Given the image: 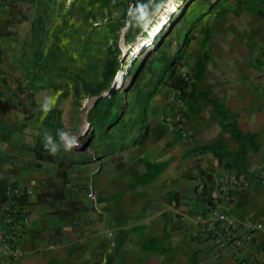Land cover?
I'll return each mask as SVG.
<instances>
[{"label":"crops","instance_id":"1","mask_svg":"<svg viewBox=\"0 0 264 264\" xmlns=\"http://www.w3.org/2000/svg\"><path fill=\"white\" fill-rule=\"evenodd\" d=\"M191 12L123 92L116 138L95 139L88 106L89 147L53 156L35 148L45 134L59 143L54 130L74 133L64 91L27 82V0H0V230L9 185L28 191L30 216L19 259L4 260L0 234V264H264V0H206ZM174 57L187 80L181 105L165 82ZM45 97L55 102L47 114ZM180 111L190 137L173 124ZM71 120L80 137L83 124ZM62 156L71 162L60 167ZM226 174L248 186L225 209L262 226L238 255H213L195 217Z\"/></svg>","mask_w":264,"mask_h":264},{"label":"rangeland","instance_id":"2","mask_svg":"<svg viewBox=\"0 0 264 264\" xmlns=\"http://www.w3.org/2000/svg\"><path fill=\"white\" fill-rule=\"evenodd\" d=\"M170 1L177 10L168 13L166 28L154 40L151 31ZM205 3L206 0H160L158 8L146 17L140 30L135 26L127 31L130 20L123 16V11L125 6L131 11L132 3L109 8L91 0H27V46L21 60L27 82H33L38 76L42 81L35 80L36 87L51 83L63 89L58 102L64 119L68 120L66 127L73 130L71 135L75 136L77 129L71 118L77 120L83 124L80 135L83 137L89 133L86 111L94 96L85 94L82 84L101 81L104 75L112 76L116 72L112 82L118 89L115 99L102 98L89 116L96 129L95 139H115L117 126L122 124L119 116L125 106L123 92L129 87L131 78L136 71L139 75L145 70L154 50L165 40L167 43L177 40L183 23L192 21L191 11H198ZM167 48L166 45L164 50ZM77 87L79 94L69 96L70 90ZM111 123L112 132L108 130ZM53 133L57 136L55 130Z\"/></svg>","mask_w":264,"mask_h":264},{"label":"built area","instance_id":"3","mask_svg":"<svg viewBox=\"0 0 264 264\" xmlns=\"http://www.w3.org/2000/svg\"><path fill=\"white\" fill-rule=\"evenodd\" d=\"M171 97L176 104L181 105L185 96L180 90L173 89ZM183 118V112H178L174 117L173 124L181 137H190V132L181 126ZM77 138L81 145L84 141L83 137ZM258 180L260 183H264V172L260 174ZM247 186V181L242 177L226 174L213 181L214 194L205 196L202 201L195 220L210 241L213 255L227 252L238 255L250 238V234L262 226L260 223L240 222L225 209V206L235 200ZM197 190L204 192V183L199 182ZM27 193L26 189L12 184L7 187L6 195L1 201L4 208V223L0 234L3 258L7 262L17 260L22 256L18 239L25 235V229L30 223V216L26 205L20 199Z\"/></svg>","mask_w":264,"mask_h":264},{"label":"trees","instance_id":"4","mask_svg":"<svg viewBox=\"0 0 264 264\" xmlns=\"http://www.w3.org/2000/svg\"><path fill=\"white\" fill-rule=\"evenodd\" d=\"M91 2H93V3L101 2V4L103 6H107L109 8H115L118 6H123V5H125V3H126V5L132 3L133 8L131 11L129 9H127V6H125L124 11H123V16L125 18L129 17V20H130V26L128 27L127 31H131L133 29V27H135V26H138L139 30L143 27L144 22L146 20V17L153 10L158 8L160 0H91ZM178 60H179V57H174L168 63V68H169L168 70L169 71H168V75L165 79V82L168 85H170L172 88L180 90L181 93L184 94L185 88L187 85V80L177 72L176 64H177ZM140 67H143L142 62H140ZM60 70H62V68H60ZM137 73H139V72L136 71V74L131 78V81H133L134 78L138 76ZM115 76H116V72L112 73V76L111 75H104L103 78L101 79V81H94V82L85 81L82 84L81 88H82L83 92L85 94H87L88 96H98L103 90L111 87L113 79ZM37 78L40 81H42V79L39 78L38 76H37ZM44 84L45 85L37 86V89L43 88L45 86L54 87V88L58 87V85L51 84V83H44ZM116 91H118V89H115L112 93L108 94L106 97L99 98L93 108L95 109L97 107L98 103L100 102V100L102 98H110V99L114 100ZM90 114H91V112H90ZM42 141H43L42 139L37 140V147L35 148L37 153L45 152ZM65 161L71 162L68 159H66L65 156H62L61 160L59 161V166L60 167L66 166ZM66 183H67L66 173L64 171H62L60 184H61V186H65ZM27 197H28V193L24 194L21 197L20 201L24 203ZM41 198L42 199H40V197H39L38 200H44L45 199L44 197H41Z\"/></svg>","mask_w":264,"mask_h":264},{"label":"clouds","instance_id":"5","mask_svg":"<svg viewBox=\"0 0 264 264\" xmlns=\"http://www.w3.org/2000/svg\"><path fill=\"white\" fill-rule=\"evenodd\" d=\"M55 107V102L51 97H45L44 102L41 104V111L47 114ZM57 136L59 137V143H56L50 135L45 134L43 138V147L50 155L55 156L61 147L65 151H71L72 149L79 147V140L76 136L69 135L66 131L58 130Z\"/></svg>","mask_w":264,"mask_h":264},{"label":"bare ground","instance_id":"6","mask_svg":"<svg viewBox=\"0 0 264 264\" xmlns=\"http://www.w3.org/2000/svg\"><path fill=\"white\" fill-rule=\"evenodd\" d=\"M176 10H177L176 5L173 4L172 1H170L167 4V8L161 14L160 20L158 21L157 25L151 31L152 32L151 35H152L154 40H156V38L158 37L159 33L166 28V26L168 24V16H169L168 13H171V12L176 11ZM91 104H92V101H91Z\"/></svg>","mask_w":264,"mask_h":264},{"label":"water","instance_id":"7","mask_svg":"<svg viewBox=\"0 0 264 264\" xmlns=\"http://www.w3.org/2000/svg\"><path fill=\"white\" fill-rule=\"evenodd\" d=\"M115 89H116V87H115V85L113 83L112 86L109 88V90L107 92L110 94ZM107 92H104V93H102V94H100L98 96L93 97L92 100H91L92 104L90 105V107L94 106L99 98L106 97L108 95ZM86 112L88 113V110ZM88 147H89V141L86 140V141H83L82 144L79 147H77L75 150L84 151Z\"/></svg>","mask_w":264,"mask_h":264}]
</instances>
